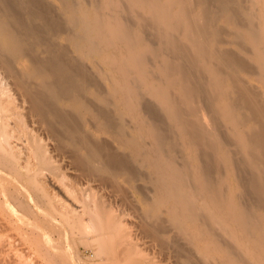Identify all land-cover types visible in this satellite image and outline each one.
<instances>
[{
    "label": "bare ground",
    "instance_id": "1",
    "mask_svg": "<svg viewBox=\"0 0 264 264\" xmlns=\"http://www.w3.org/2000/svg\"><path fill=\"white\" fill-rule=\"evenodd\" d=\"M86 1L0 0L2 243L44 264H264V0ZM149 56L159 80L138 76Z\"/></svg>",
    "mask_w": 264,
    "mask_h": 264
},
{
    "label": "rangeland",
    "instance_id": "2",
    "mask_svg": "<svg viewBox=\"0 0 264 264\" xmlns=\"http://www.w3.org/2000/svg\"><path fill=\"white\" fill-rule=\"evenodd\" d=\"M51 2H52V4H54V6H56V7H58L59 8V10H60V0H50ZM83 1H86V0H83ZM92 1H94V0H87L86 1V3H88V4H90ZM96 1V0H95ZM104 11H107L108 13H110V11H108L107 9H104ZM117 11H118V13L121 15V16H127L126 15V12L125 11H120V8H117ZM127 18H129V19H131V20H136L135 18H133V17H127ZM134 22H136V21H134ZM222 27H225V29H227V27H226V24H224L223 23V21H219L218 22ZM224 25V26H223ZM226 39H227V36H224ZM60 41L62 42L63 41V38L61 37V39H60ZM63 42H65V41H63ZM227 44L228 43H224L223 44V48H230L231 49V47H232V45L231 44H228V46H227ZM225 46V47H224ZM228 48V49H229ZM233 48V47H232ZM71 50H72V52H74L75 53V51H73V48H71ZM151 59H153V58H151V56H149V62H148V65H150V66H148L147 68H146V70L145 69H143V71L142 70H140L139 72H138V76H144V74H145V72L147 71V73H150V74H152V76H153V78L155 79V80H159V79H161V76H160V74L155 70V68L153 67L154 65H156L155 64V61H154V59L153 60H151ZM87 63V66H88V68L89 69H91V71L93 72H95V66L91 63V62H89V61H87L86 62ZM92 64V65H91ZM94 66V67H93ZM101 66L103 67V68H105V66L104 65H102L101 64ZM149 70V71H148ZM177 74L176 73H174L173 74V76H176ZM252 83L253 82H250V84L252 85ZM103 84V87H104V89L107 91V82H103L102 83ZM254 84V83H253ZM255 85V84H254ZM256 87V86H255ZM231 96H233V94L231 93L230 94ZM143 97H144V99H147V100H150V101H154V99L150 96V95H148V94H146V93H143ZM157 103V102H156ZM159 104V103H158ZM203 104V103H202ZM202 104H200V108H199V112H200V114H202V120H203V122L204 123H206L207 125H210L211 126V124L213 123L212 121H213V119L214 118H211V117H213V112L212 111H210L206 106H204V104L202 105ZM160 105V104H159ZM212 120V121H211ZM232 143V142H231ZM230 143V141H228V143H227V147H228V149H229V151L230 152H232V151H235V146L233 145V143L231 144ZM169 145H167V147H168ZM234 146V147H233ZM179 149H181V151H183V152H181L182 153V155H179V154H181V153H179L178 154V151H179ZM185 150V149H184ZM182 148H180L179 146L177 147V152H176V156H175V159H176V161L178 162V161H180V160H182V157L186 154V151H184ZM180 152V151H179ZM178 154V155H177ZM180 157L181 159H178V158H176V157ZM181 162V161H180ZM180 162H178V163H180ZM223 168V167H222ZM215 174V173H214ZM222 175V177H227L226 175H227V173H226V168H223V169H221L218 173H216V175H214V177L215 178H218V176H221ZM225 175V176H224ZM220 178V177H219ZM231 178V177H230ZM230 178H228V180H226V178H225V180H226V183H225V181H224V183H225V185H224V183H223V186L224 187H226V186H228V184H230V185H235L234 183H235V180H234V178L232 179H230ZM139 183V185H142V182H138ZM141 183V184H140ZM124 185V184H123ZM146 186H148L149 187V184L147 185L146 184ZM124 187H125V189H126V195L128 196V198L129 197H131V198H129V199H133V197L135 198V197H137V196H140V193L137 191V192H133L132 191V189H130L129 187H127V186H125L124 185ZM227 188V187H226ZM130 191V192H129ZM129 194V195H128ZM8 231V230H7ZM7 231H5V233H6V236H4L5 235V233H2V235L1 236H4V237H7L6 238V240H7V243H4V241H3V243H2V237L0 238V246L1 247H3V245H4V247L3 248H1L0 247V264H21V262H22V264H38V263H40V264H44V262L43 261H41V258L37 255V254H35V253H30V251L29 250H27L26 248H27V246L25 247V246H21L22 248H20V249H23L21 252H24L26 255L24 256V254H23V256L24 257H22V256H19L20 254L18 253V252H16V253H18V254H16L15 253V251H12V249L11 250H9V234L10 233H12L11 231L12 230H9L8 232ZM13 234V233H12ZM4 240V239H3ZM5 244H6V246H5ZM24 247V248H23ZM87 246H85V245H83V244H79L78 246H77V252L79 253L78 254V256L80 257V258H82V259H86V258H88L89 256H91L92 255V252H91V250L87 247ZM6 249H8V250H6ZM1 250H3V251H1ZM25 250H27L26 252L28 253V254H30L29 256L27 255V253L25 252ZM8 251V252H7ZM19 251V252H20ZM29 251V252H28ZM76 252V253H77ZM11 253H13V254H11ZM14 254H16L15 256H14ZM35 254V255H34ZM22 255V254H21ZM12 256V257H11ZM35 256V257H34ZM17 257H20V258H17ZM32 257V258H31ZM29 258V260H26V259H28ZM37 258H39V259H37ZM35 259V260H34ZM37 259V260H36ZM34 260V261H33ZM9 261V262H8ZM36 261V262H35ZM33 262V263H32Z\"/></svg>",
    "mask_w": 264,
    "mask_h": 264
}]
</instances>
